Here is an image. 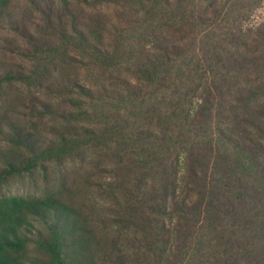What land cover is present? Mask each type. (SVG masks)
<instances>
[{"label": "trees", "instance_id": "1", "mask_svg": "<svg viewBox=\"0 0 264 264\" xmlns=\"http://www.w3.org/2000/svg\"><path fill=\"white\" fill-rule=\"evenodd\" d=\"M263 10L0 0V264H264Z\"/></svg>", "mask_w": 264, "mask_h": 264}, {"label": "rangeland", "instance_id": "2", "mask_svg": "<svg viewBox=\"0 0 264 264\" xmlns=\"http://www.w3.org/2000/svg\"><path fill=\"white\" fill-rule=\"evenodd\" d=\"M264 10L261 12L263 13ZM0 60L2 58L0 57ZM12 96V95H11ZM13 97V96H12ZM20 103L18 102L15 106L12 107V99L9 98L8 101L5 103V115L7 118L11 119L12 117H15L12 113V110H14ZM5 153L7 156L17 159L19 156V152L16 150H13L12 148H6ZM54 170V169H52ZM59 177H66V181L64 182L63 179ZM58 178V179H57ZM57 181H53L52 186H49V189L52 190V192L59 197L64 206L73 209L78 215H82L84 213L83 207H86L85 199L87 197L86 188L83 185H80L82 182L78 176L74 173V171H71L67 175H58L56 176ZM63 183L66 185L64 186ZM33 185V182L31 179H19L16 178L12 181V189L15 191H22L24 193H29L32 191L28 190L30 186ZM44 186V190H45ZM27 191V192H26ZM34 193V192H33Z\"/></svg>", "mask_w": 264, "mask_h": 264}]
</instances>
